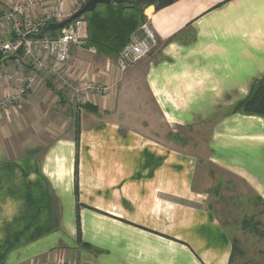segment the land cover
Segmentation results:
<instances>
[{
  "label": "crops",
  "instance_id": "obj_1",
  "mask_svg": "<svg viewBox=\"0 0 264 264\" xmlns=\"http://www.w3.org/2000/svg\"><path fill=\"white\" fill-rule=\"evenodd\" d=\"M46 1L31 14L81 3ZM144 15L156 45L126 72L96 49L71 51L70 73L107 94L77 104L40 77L0 108V264H230L235 238L199 186V161L264 202V118L231 113L264 77V0ZM17 69L28 76L0 61ZM21 85L0 79V102Z\"/></svg>",
  "mask_w": 264,
  "mask_h": 264
},
{
  "label": "built area",
  "instance_id": "obj_2",
  "mask_svg": "<svg viewBox=\"0 0 264 264\" xmlns=\"http://www.w3.org/2000/svg\"><path fill=\"white\" fill-rule=\"evenodd\" d=\"M89 0H81L78 11ZM46 0H11L8 10L0 13V26L9 24L11 39L0 41V54L3 60L16 56L14 62L19 68H28V76H22V69L1 71L0 79L13 83H22L13 94L0 102V108L20 102L36 85L40 77L52 82L63 98H72L77 104L88 100L90 96L108 93V88L95 81H83L75 78L69 70V61L73 48H87L89 40L88 23L84 17L74 20L61 29L57 36L39 37L50 24L61 23L72 16L64 11H47L43 16L35 17L31 11ZM156 45L154 33L147 23L135 32L130 42L117 58L121 72L147 58ZM89 48V47H88ZM95 52L94 48H89Z\"/></svg>",
  "mask_w": 264,
  "mask_h": 264
},
{
  "label": "trees",
  "instance_id": "obj_3",
  "mask_svg": "<svg viewBox=\"0 0 264 264\" xmlns=\"http://www.w3.org/2000/svg\"><path fill=\"white\" fill-rule=\"evenodd\" d=\"M177 1L180 0H149L140 6H132L126 3L98 6L95 11L83 16L88 23V47L96 49L100 55L117 58L130 42L131 36L146 22L144 15L146 8L155 6L156 10H161ZM58 33L59 31H50L46 35L57 36ZM21 55L22 51L13 56V59L21 57ZM2 60L3 56L0 54V61ZM85 107L87 110L91 108L88 104ZM231 113L264 118V77L256 82L246 99L235 104ZM243 224L245 225L244 228L257 231L259 222L245 221ZM244 255L245 251L241 248L240 241L235 238L230 264H234L236 257H243Z\"/></svg>",
  "mask_w": 264,
  "mask_h": 264
},
{
  "label": "rangeland",
  "instance_id": "obj_4",
  "mask_svg": "<svg viewBox=\"0 0 264 264\" xmlns=\"http://www.w3.org/2000/svg\"><path fill=\"white\" fill-rule=\"evenodd\" d=\"M128 99L134 100L132 93L128 94ZM198 182L199 186L210 195L211 208L232 237L240 241V246L245 251L243 257L235 258L234 264H264L263 201L242 181L203 159L199 161ZM245 221L259 222L257 231L244 228Z\"/></svg>",
  "mask_w": 264,
  "mask_h": 264
},
{
  "label": "water",
  "instance_id": "obj_5",
  "mask_svg": "<svg viewBox=\"0 0 264 264\" xmlns=\"http://www.w3.org/2000/svg\"><path fill=\"white\" fill-rule=\"evenodd\" d=\"M149 2V0H89L83 8L73 14L67 20L61 23H53L48 25L39 37H43L50 31L58 32L63 29L66 25L71 24L74 20L83 17L87 13H91L96 10V8L100 5H111V4H118V3H126L132 6H140L144 3Z\"/></svg>",
  "mask_w": 264,
  "mask_h": 264
}]
</instances>
